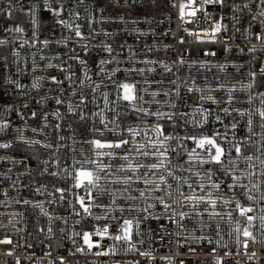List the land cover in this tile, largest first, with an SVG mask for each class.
<instances>
[{
    "label": "built area",
    "instance_id": "1",
    "mask_svg": "<svg viewBox=\"0 0 264 264\" xmlns=\"http://www.w3.org/2000/svg\"><path fill=\"white\" fill-rule=\"evenodd\" d=\"M261 112L264 0H0V264H264Z\"/></svg>",
    "mask_w": 264,
    "mask_h": 264
},
{
    "label": "snow or ice",
    "instance_id": "2",
    "mask_svg": "<svg viewBox=\"0 0 264 264\" xmlns=\"http://www.w3.org/2000/svg\"><path fill=\"white\" fill-rule=\"evenodd\" d=\"M17 30L19 31L20 29H17ZM77 35H79V32L77 33ZM121 87L124 89V95H123L124 100L132 101L135 99V96L133 94V86L132 85L123 84ZM210 99H211V97H210ZM260 115L262 117H264V112H261ZM233 126H235V125H233ZM158 131H159V129H158ZM130 132H131V130H130ZM132 134L135 135V133H132ZM162 134L163 133L161 132V135ZM167 138L168 137H165V139H167ZM191 139H193L195 141L197 148L204 149L208 153V155L210 157V162L218 164V165L223 163L222 158L225 156V150L217 142V140L215 139L214 136H212V137L204 136V137H201L199 139H196L195 137H191ZM91 143L93 144L95 149H105V148H121L122 146L127 145L129 143V141L125 140V139H121L119 142L113 144V143L101 142L100 140H94ZM4 147H7V145H4ZM143 147H144L143 145L140 146L141 149ZM139 150L140 149H136V151H139ZM235 150L237 153H240L239 146H236ZM194 153H195V149L193 150V153H189V155L192 156ZM98 154H100V153H98ZM143 155L148 156L149 153L144 152ZM163 155H164V153H161V156H163ZM124 159H127V157H124ZM248 159H251V158L249 157ZM203 162L206 163L209 161H203ZM162 164H163V160L160 161V165H162ZM158 166L159 165H157V164H152L150 167L151 168H157ZM130 167H131V165H130ZM169 175H172V173L170 172ZM76 179L78 181V186H82L85 183L94 184V182H95L93 172L89 171L87 169H82V170L78 171ZM161 179L163 180V178H161ZM146 183H147V181H146ZM165 183H166V181H165ZM213 187L219 188V185L214 184ZM229 187H232V186H229ZM141 195H143V193H141ZM248 198L252 199L251 196H249ZM188 199L195 200L196 203L199 204L203 198H197V197L193 196V197H188ZM209 203L211 205L215 206L216 202L214 200H212V201H209ZM80 204L82 207H84V211L87 212L88 208L84 204V198L83 197L80 198ZM236 207L239 209V211L242 215L247 213V212L252 211V209L250 207L249 208L242 207L239 203H237ZM252 219H253V217H251V216L248 217L249 221H251ZM124 225H125V227H123V229H122L124 235H117L114 237V239H116V240H127V239H129L131 221L125 220ZM107 231H108V229L105 228L103 232L97 231L96 234L104 236L107 234ZM243 235L246 237H249V236H251V233L249 231H247V229H245L243 231ZM84 240H85V243L88 245L89 248L93 247V244L91 242L89 234L85 233ZM5 242L10 243V241H5Z\"/></svg>",
    "mask_w": 264,
    "mask_h": 264
}]
</instances>
